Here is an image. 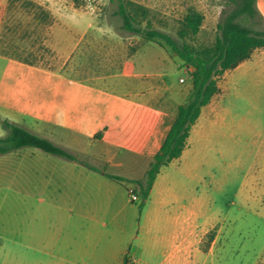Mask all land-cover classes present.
<instances>
[{"label": "crops", "instance_id": "1", "mask_svg": "<svg viewBox=\"0 0 264 264\" xmlns=\"http://www.w3.org/2000/svg\"><path fill=\"white\" fill-rule=\"evenodd\" d=\"M0 7V137L9 120L75 156L22 148L0 154V174L14 173L23 193L18 211L44 224L40 232L18 234L22 264H122L125 256L133 264H200L202 226L214 220L201 222L202 204L210 206L211 197L201 194L206 158L196 142L220 122L223 106L213 98L202 108L182 155L161 168L140 211L128 191L145 177L178 106L188 101L190 77L161 85L128 63L121 72L89 73V33L102 28L82 16L50 24L36 13L26 26L24 7L15 17L8 0ZM95 39L96 60L104 66L103 36ZM203 150L210 154V144ZM10 162L15 170L5 168ZM30 191L47 199L27 201Z\"/></svg>", "mask_w": 264, "mask_h": 264}, {"label": "rangeland", "instance_id": "2", "mask_svg": "<svg viewBox=\"0 0 264 264\" xmlns=\"http://www.w3.org/2000/svg\"><path fill=\"white\" fill-rule=\"evenodd\" d=\"M133 1L149 8L153 27L171 35L179 45L183 43L178 36L183 17L190 9L201 11L205 17L201 31L195 39L187 40L197 48L213 44L223 12L233 7L230 0ZM8 3L14 17L20 16L24 7L26 26L34 24L32 16L36 13L50 24H63L69 18L80 19L82 16L83 23L102 28V32L89 33L93 38L89 45V73L121 72L128 63L137 71L159 79L161 85L173 80L182 84L180 79L186 81L189 76L183 61L171 49L122 29V20L114 13L116 2L8 0ZM255 7L262 21L242 17L239 22L264 31V0H256ZM96 36H103L104 66L100 65V59L96 60ZM30 46L31 43L26 41V53ZM43 51L48 57L50 50L44 47ZM4 65L0 55V79ZM29 78L26 73V87ZM219 85L222 89L213 102L224 108L221 120L207 128L208 137L196 142L200 157L206 158L202 160L205 180L200 185L201 194L203 197L205 192H210L211 197L210 206L202 204L201 222L203 225L209 217L214 220V225L202 226L200 264H264V48L255 49L241 70L226 71L219 78ZM208 143L211 152L205 155L203 148ZM22 149L45 154L31 147ZM5 168L15 170L16 164L10 162ZM10 175L0 174V264H22L24 254H17L18 234L40 232L44 224L40 218L18 211L16 204L23 200V193H18L17 177L14 173ZM26 195L25 200L31 202L47 199L32 191ZM134 204L140 209L141 199ZM28 211L32 213V210Z\"/></svg>", "mask_w": 264, "mask_h": 264}, {"label": "trees", "instance_id": "3", "mask_svg": "<svg viewBox=\"0 0 264 264\" xmlns=\"http://www.w3.org/2000/svg\"><path fill=\"white\" fill-rule=\"evenodd\" d=\"M110 1L117 3L114 13L121 18L122 29L139 35L145 41L171 49L183 61L193 85L188 101L178 106L176 117L145 177L137 181L141 211L161 168L182 155L192 126L200 117L202 108L219 92V78L226 71L250 59L255 49L264 48V31L254 30L239 22L242 17L262 21L255 7L256 0H230L233 7L223 12L217 24L218 34L213 44L197 48L187 43V40L198 36L205 20L201 11L190 9L183 17L178 31V36L183 41L182 45H179L171 35L153 27L149 19V8L133 0ZM2 128L6 135L0 137V154L32 147L75 160V156L67 150L9 120L2 122ZM107 176L118 180L110 174ZM122 264H133L131 257L125 256Z\"/></svg>", "mask_w": 264, "mask_h": 264}, {"label": "built area", "instance_id": "4", "mask_svg": "<svg viewBox=\"0 0 264 264\" xmlns=\"http://www.w3.org/2000/svg\"><path fill=\"white\" fill-rule=\"evenodd\" d=\"M180 82L184 83V79L181 78ZM128 193H129L131 202H137L141 199L138 184H136L133 188H130Z\"/></svg>", "mask_w": 264, "mask_h": 264}]
</instances>
